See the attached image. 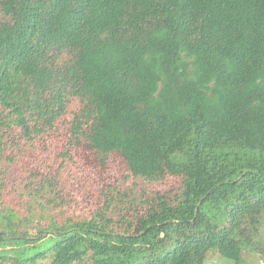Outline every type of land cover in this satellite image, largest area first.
Here are the masks:
<instances>
[{
	"label": "trees",
	"instance_id": "obj_1",
	"mask_svg": "<svg viewBox=\"0 0 264 264\" xmlns=\"http://www.w3.org/2000/svg\"><path fill=\"white\" fill-rule=\"evenodd\" d=\"M61 125L117 172L4 176ZM215 255L264 256V0H0V264Z\"/></svg>",
	"mask_w": 264,
	"mask_h": 264
},
{
	"label": "rangeland",
	"instance_id": "obj_2",
	"mask_svg": "<svg viewBox=\"0 0 264 264\" xmlns=\"http://www.w3.org/2000/svg\"><path fill=\"white\" fill-rule=\"evenodd\" d=\"M60 127L63 130L50 131L47 136L37 137L33 141H26L21 138L14 132V127L13 130H8L4 138L7 141L8 152H11L13 149L15 151L18 149L22 157L20 160L16 158L18 160L16 162H20L22 165L13 164L6 167L3 170L4 176L7 179H17L20 175L21 177H26L29 171H31V167H33V170L44 171L45 158L48 161L47 165H51L49 169L52 171L61 165L60 169H62L63 174L65 176L66 174H70L74 177L77 183L74 187L77 186L76 189L82 192L85 187H90L93 182L99 180L101 177H106L111 172H117L120 163L118 159L108 161L103 170L101 167L98 168L94 153L87 149L84 144L72 147L71 145L68 146L67 137L65 136L66 128L62 125ZM57 145L61 146L57 147ZM67 147L69 148V152L63 159L61 152ZM89 170L95 171L96 173H89ZM69 179L67 178V180ZM171 179L173 178L167 176L163 180L169 182ZM6 186H8V183H6ZM157 186L158 183L154 186H149L148 190H153ZM71 205L78 207L75 208L76 210L84 207L82 201L74 202V198L72 199ZM224 260V258L215 255L210 260L206 257L203 264H222ZM257 261L264 264V256L257 255ZM226 264L228 263L226 262Z\"/></svg>",
	"mask_w": 264,
	"mask_h": 264
}]
</instances>
